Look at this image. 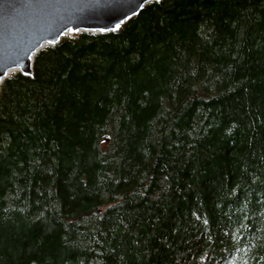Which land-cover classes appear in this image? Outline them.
<instances>
[{
    "label": "trees",
    "instance_id": "obj_1",
    "mask_svg": "<svg viewBox=\"0 0 264 264\" xmlns=\"http://www.w3.org/2000/svg\"><path fill=\"white\" fill-rule=\"evenodd\" d=\"M0 264H264V0H160L0 85Z\"/></svg>",
    "mask_w": 264,
    "mask_h": 264
},
{
    "label": "water",
    "instance_id": "obj_2",
    "mask_svg": "<svg viewBox=\"0 0 264 264\" xmlns=\"http://www.w3.org/2000/svg\"><path fill=\"white\" fill-rule=\"evenodd\" d=\"M160 0H0V85L31 77L35 54L67 35L109 33ZM119 25V28H117Z\"/></svg>",
    "mask_w": 264,
    "mask_h": 264
},
{
    "label": "bare ground",
    "instance_id": "obj_3",
    "mask_svg": "<svg viewBox=\"0 0 264 264\" xmlns=\"http://www.w3.org/2000/svg\"><path fill=\"white\" fill-rule=\"evenodd\" d=\"M36 55V54H35ZM34 61V60H33ZM17 73H19V72H17ZM15 74V73H14ZM13 75V74H12ZM7 79V78H6ZM2 84V83H1Z\"/></svg>",
    "mask_w": 264,
    "mask_h": 264
},
{
    "label": "snow or ice",
    "instance_id": "obj_4",
    "mask_svg": "<svg viewBox=\"0 0 264 264\" xmlns=\"http://www.w3.org/2000/svg\"><path fill=\"white\" fill-rule=\"evenodd\" d=\"M117 28H119V25H117Z\"/></svg>",
    "mask_w": 264,
    "mask_h": 264
}]
</instances>
